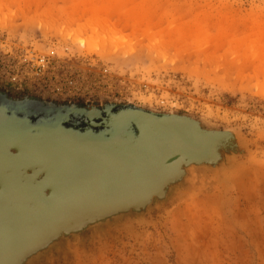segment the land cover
I'll use <instances>...</instances> for the list:
<instances>
[{
  "label": "rangeland",
  "instance_id": "1",
  "mask_svg": "<svg viewBox=\"0 0 264 264\" xmlns=\"http://www.w3.org/2000/svg\"><path fill=\"white\" fill-rule=\"evenodd\" d=\"M0 90L236 134L220 169L191 167L166 202L31 264H264V0H0Z\"/></svg>",
  "mask_w": 264,
  "mask_h": 264
},
{
  "label": "water",
  "instance_id": "2",
  "mask_svg": "<svg viewBox=\"0 0 264 264\" xmlns=\"http://www.w3.org/2000/svg\"><path fill=\"white\" fill-rule=\"evenodd\" d=\"M0 94V264L166 202L191 167L220 169L232 130L132 103L78 105ZM30 102V104H28Z\"/></svg>",
  "mask_w": 264,
  "mask_h": 264
},
{
  "label": "flooded vegetation",
  "instance_id": "3",
  "mask_svg": "<svg viewBox=\"0 0 264 264\" xmlns=\"http://www.w3.org/2000/svg\"><path fill=\"white\" fill-rule=\"evenodd\" d=\"M0 94L2 95V96H4L5 98H9V99H11L12 101H15V100H20V99H22L23 97H25V96H28L30 99V102H32V103H37V102H39L40 101V99H36V98H33L32 96H30V95H13V94H10V93H7V92H2L1 90H0ZM30 102H28V104H30ZM56 103H58V102H56ZM58 104H60V103H58ZM3 163L2 162H0V176L2 177V175H5L6 174V172L4 171V169H3Z\"/></svg>",
  "mask_w": 264,
  "mask_h": 264
},
{
  "label": "clouds",
  "instance_id": "4",
  "mask_svg": "<svg viewBox=\"0 0 264 264\" xmlns=\"http://www.w3.org/2000/svg\"><path fill=\"white\" fill-rule=\"evenodd\" d=\"M143 100L145 103H148V104L156 103V104L160 105L161 107H164L166 105L174 106V105H172L171 99H169L167 97H161L159 99H156L154 97H144Z\"/></svg>",
  "mask_w": 264,
  "mask_h": 264
},
{
  "label": "bare ground",
  "instance_id": "5",
  "mask_svg": "<svg viewBox=\"0 0 264 264\" xmlns=\"http://www.w3.org/2000/svg\"><path fill=\"white\" fill-rule=\"evenodd\" d=\"M239 71V70H238Z\"/></svg>",
  "mask_w": 264,
  "mask_h": 264
}]
</instances>
